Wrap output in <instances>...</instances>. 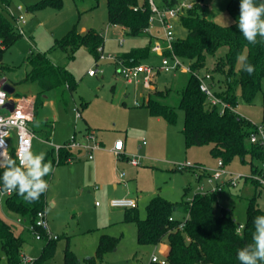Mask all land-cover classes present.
I'll use <instances>...</instances> for the list:
<instances>
[{
    "label": "rangeland",
    "instance_id": "1",
    "mask_svg": "<svg viewBox=\"0 0 264 264\" xmlns=\"http://www.w3.org/2000/svg\"><path fill=\"white\" fill-rule=\"evenodd\" d=\"M42 1L11 0L6 6L0 0V7L14 22L15 17L9 9L17 16L15 9L17 4L27 8L28 19L24 25V33L5 49L0 62V78H6L15 87L13 97L24 98L26 107L32 103L34 112L35 101L30 96L37 94L39 86L36 82L24 80L30 69L29 58L32 51L47 54L55 65L66 67L72 72L77 81L74 91L63 85L44 94V103L38 107L36 121L33 118L34 122L31 123L37 134L33 139L31 151L46 153L54 148L53 155L57 156L55 148L65 146L74 133L83 140L86 133L91 131L98 141L102 140L105 143L106 148H110L118 138L126 141V154L138 157L141 164L132 165L114 152L104 155L99 153L100 151H95V159L92 160L89 159L88 153L83 151L77 160L54 165L53 172L49 174V205L46 210L51 227L60 238L56 241L53 253L41 261L35 260L43 245L34 236L35 240L30 238L24 251L34 258L32 264H63L66 236L70 234L71 249L81 259V264H90L87 259L95 255L101 234H112L122 235L121 240L117 247L106 253L97 264H151L153 255L163 260L165 254L161 249L168 246L167 239H164L159 247L140 245L137 242L136 225L132 222H124L127 210L111 207L110 200L114 197L115 185H119L118 189L129 186L132 191L130 197L137 200L140 216L144 218L146 205L157 194L174 201L182 197L191 199L196 193H203L213 186L208 182L206 175L209 173V168L217 166L218 158L211 154L209 145L187 148L182 131L185 114L178 108V104L180 93L190 73L178 70L175 73L159 71L156 74L155 89L168 92L165 97H158V100L177 107L178 113L175 124L168 123L164 118L158 120L151 115L147 107L150 97L157 98L155 89H146L142 83L128 82L116 72L115 63L109 60L96 61L87 47H80L75 57L70 58L68 53L58 46V41L71 30L85 32L93 29L104 35V54L118 56L132 48L148 45L149 36L130 35L120 27L110 24L107 0H99L98 3L95 0H62L60 8L48 6L36 11L29 9L30 6ZM155 1L161 4L163 0ZM228 1L207 0L210 17L222 25L233 22L226 7ZM150 30L152 35H163L158 21H155L153 26L150 25ZM186 34V28L179 21H175L176 37H184ZM121 39H123L122 43ZM153 42L154 45L158 39H154ZM227 50V46H222L215 54H208L206 67L203 69L211 72L219 64L220 68L215 72V76L217 79L221 77L222 81L216 80L217 91H224L227 88L223 80L224 75H221V70L224 69L228 74L231 69V64L225 56ZM144 61L159 64L161 58L153 54ZM96 65H99L104 72L89 75L88 71ZM240 67L237 62L236 73ZM141 91H144L146 96L149 93L148 102L145 103L146 105L133 106L135 100L141 102L145 100L146 96L140 95ZM235 92L237 96L235 111L255 125L262 124L264 90L259 91L252 102L243 98L239 85L236 86ZM75 109L80 111V118L77 117ZM46 120L52 121L53 125L49 141L44 139L42 133ZM48 161L52 163L51 155ZM186 161L199 165L203 176L199 177L192 168L184 171L175 168L177 163ZM97 162H99L98 169L93 171V165ZM225 167L227 170L244 175L252 173L251 163L248 160L243 162L240 157H235L225 164ZM197 171L199 173V169ZM243 182L244 179H241L237 186L225 187L219 195V205L231 209L238 224L245 222L249 198L254 193L259 194L258 205L264 208V187H255L250 179L246 183ZM201 187L203 190L200 189ZM0 215L16 232L24 228L23 223L18 221L20 216L7 207L5 198L0 199ZM0 264H10L2 250L1 242ZM19 264H27V262L24 259Z\"/></svg>",
    "mask_w": 264,
    "mask_h": 264
},
{
    "label": "trees",
    "instance_id": "2",
    "mask_svg": "<svg viewBox=\"0 0 264 264\" xmlns=\"http://www.w3.org/2000/svg\"><path fill=\"white\" fill-rule=\"evenodd\" d=\"M2 1L7 6L11 0ZM95 1L99 2V0ZM177 1L163 0V3L164 6H172ZM261 2L264 0H256V3ZM239 4L240 0L227 2V10L233 18V22L229 25H222L210 18L205 7L195 6L179 19L181 25L186 28L187 34L184 37H177L173 43L174 51L185 61L190 62L195 71H201L206 67L208 54H215L222 46L228 47L225 56L231 64V69L228 74L224 69L221 70L227 88L215 92L233 107L237 106L235 92L237 85L241 88L243 98L248 102H252L257 93L264 90V41L258 37L256 44H249L239 32L237 27ZM48 6L60 8L62 0H43L37 5L30 6L29 9L36 11ZM107 8L109 23L123 26L130 35L149 36L148 45L120 53L118 58L126 64H138L152 56L153 40L156 37L146 31L152 13L148 0H107ZM21 34L15 22L0 7V62L5 49L15 43ZM104 41V35L100 31L91 29L78 32L74 29L58 41V46L68 53L70 58L75 57L80 47H87L98 61L100 55L98 49L103 46ZM239 55H245L247 62L254 66L255 71L252 75L244 71L242 66L237 73L235 72ZM29 59L30 69L24 80H31L39 86L34 102V121H36L38 107L43 105L46 92L63 85L74 91L77 81L72 72L66 67L55 65L45 53L32 51ZM219 68L217 64L211 70L216 84V80L222 81L221 77L217 79L215 76ZM167 94L168 92L155 89L157 98L150 97L147 107L152 116L164 118L168 123L175 124L177 107L158 100V97H165ZM180 95L178 108L185 114L182 131L187 148L209 145L211 154L222 159L224 164L231 162L235 157H240L243 162L248 160L251 163L253 174L260 172L259 164L264 161V147L250 140L251 134L256 129V125L251 120L235 110L227 108L221 113L218 106H212L206 94L201 91L198 78L193 74H190ZM52 126V123L46 121L42 130L44 139L48 141L52 134ZM53 151L54 148L45 153V162H48L51 155L53 166L68 162L69 158L74 160L78 157L74 150L65 147L59 148L57 156L53 155ZM11 158L16 159L14 154ZM201 170L199 165L192 168L199 177L203 176ZM3 171L4 169H0V176ZM44 179L49 185V175ZM250 180L255 187L260 186L258 181ZM247 181L248 179L244 180ZM221 192L196 193L191 199L182 197L175 201L157 194L146 205L144 218L140 216L136 206L127 208L124 221L136 225L137 242L140 245L156 246L167 239L169 249L165 258L158 262L151 261V264H239L237 252L251 243L254 218L264 215V208L258 205L259 194L254 193L249 198L243 227L238 230L240 224L237 223L231 209L219 205ZM47 194L48 189L38 201L32 203L25 201L16 192L6 198L7 207L22 218L24 225L21 231L16 232L0 215L1 247L10 264H19L23 261L26 245L34 236L28 225L34 222L38 211L47 208ZM182 222L185 225L180 228ZM121 237L122 235L101 234L95 255L87 259L88 263L97 264L106 253L117 247ZM58 239L59 237L42 240L43 246L35 261L49 257ZM63 264H81V259L71 249L69 240L64 250Z\"/></svg>",
    "mask_w": 264,
    "mask_h": 264
},
{
    "label": "built area",
    "instance_id": "3",
    "mask_svg": "<svg viewBox=\"0 0 264 264\" xmlns=\"http://www.w3.org/2000/svg\"><path fill=\"white\" fill-rule=\"evenodd\" d=\"M148 2L152 13L149 18L150 24L146 31L151 34L150 25L152 24L153 26L155 21H158L163 31V35L161 36L155 35L156 39H158V42L152 46V51L161 58L160 63L153 64L141 62L138 64H126L123 62V60L119 59L117 55H105L103 46L99 47L98 49L100 54L98 60H109V62L115 63V65H117L116 72L119 75L123 76L128 82H135L136 84L142 83L143 87L146 89H155V77L159 71L174 73L178 70L187 71L198 78L200 82V89L206 94L207 99L212 106H218L221 113H224L227 108L235 110L231 104L216 94V82L214 81L212 73L210 71L193 70L191 63L181 58L173 48V43L177 38L175 35V21H179L182 15L186 14L189 10H192L195 6L206 7L204 0H178L172 6H159L155 0H148ZM15 9L18 13L17 16H15L13 11L10 9L9 12L15 17L16 27L23 34L24 25L27 23L28 19L26 15L27 10L22 4H17ZM122 41L123 39H121V43ZM99 72L103 73L104 71L99 67V65H96L95 68H92L88 71V74L93 76ZM0 92L4 93V103L0 104V138L3 139V142L6 145L7 154L10 157H12V154H14L17 159L18 151L21 148L27 147L32 150L33 139L37 135L31 127V123L33 122L34 118L32 103L30 104L32 108H30V106L26 107V100L24 98H13V95L9 94L2 88L1 82ZM11 99L15 104L14 109L12 110L5 107L7 102ZM148 99L149 97L146 96L143 102L140 100H135L134 105L141 106L142 104L147 103ZM75 110L77 117L80 118V111L78 109ZM4 133H7V135H4ZM250 140L252 142L259 143L264 147V123L256 125V129L251 134ZM62 147L72 150H86L88 152L89 158L93 159L94 152L101 148V144L96 139L94 133L89 131L86 133L83 140L78 138L77 134L75 133L66 143V145ZM59 148L60 147L55 148L57 152ZM111 150L120 157L124 150V141L122 139L116 140ZM68 161H71V158H69ZM128 161L135 166L141 164L140 159L136 156H130ZM259 166V173L244 175L240 172L227 170L223 160L218 159L217 166L209 168V173L206 175L208 182L213 184V186L203 193L221 192L225 187L237 186L241 179H254L259 182L260 186L264 187V161L261 162ZM196 167L197 166L191 161L177 163L175 166L177 170L181 171H184L187 168L190 169ZM0 187L2 186L0 185ZM200 189L203 190V187ZM12 193L0 194V199H6ZM110 206L115 208H133L137 206V201L134 198L128 196L115 197L110 200ZM18 221L22 223L23 220L20 217L18 218ZM184 225L185 223L182 222L180 224V228H182ZM242 227L243 225L240 224L238 230H241ZM28 228L36 240L42 241L45 238L50 240L57 239L59 237L58 234L54 233L51 229L46 209L37 212L34 222L30 223ZM24 259L26 260L27 264H32L34 261V258L30 257L28 254H24L23 260ZM151 261L158 262L160 259L156 255H153L151 257Z\"/></svg>",
    "mask_w": 264,
    "mask_h": 264
},
{
    "label": "clouds",
    "instance_id": "4",
    "mask_svg": "<svg viewBox=\"0 0 264 264\" xmlns=\"http://www.w3.org/2000/svg\"><path fill=\"white\" fill-rule=\"evenodd\" d=\"M237 27L249 44H256L258 37L264 41V2L240 0ZM237 62L249 75L254 73L255 68L247 62L245 55H239ZM3 96L4 93L0 92V104L4 103ZM45 155L24 147L18 151L17 159H13L7 154L6 145L0 138V169H4L0 176V194L16 192L29 203L38 201L49 187L44 178L53 172L51 161L45 162ZM253 224L251 243L237 252L239 264H264V215L255 217Z\"/></svg>",
    "mask_w": 264,
    "mask_h": 264
},
{
    "label": "crops",
    "instance_id": "5",
    "mask_svg": "<svg viewBox=\"0 0 264 264\" xmlns=\"http://www.w3.org/2000/svg\"><path fill=\"white\" fill-rule=\"evenodd\" d=\"M204 2L206 3V7H205V10L207 11V14H208V16L210 17V14H209V12H208V8H209V3L207 2V0H204ZM159 6H164L165 5V3H163V1H162V3L161 4H158ZM208 5V6H207ZM27 9V8H26ZM211 18V17H210ZM111 24V23H110ZM113 25V24H112ZM115 27H120L125 33H126V29L123 27V26H120V25H114ZM155 54V53H154ZM157 55V54H156ZM143 62H145V61H143ZM145 63H147V62H145ZM7 80V79H6ZM1 81V80H0ZM114 89V88H113ZM140 95H142V96H146L145 94H144V91H141L140 92ZM147 96L149 97V93L147 94ZM34 101H35V96L34 95H32V96H30ZM13 98H15V97H13ZM133 104V106H135L134 105V102L132 103ZM137 107V106H136ZM158 118V120L160 119L159 117H157ZM47 122H50V123H52V121H49V120H46ZM34 122V121H33ZM77 134V133H76ZM82 134H85V133H82ZM77 137H79V135L77 134ZM119 139V138H118ZM118 139H116V140H118ZM100 141V140H99ZM124 141V140H123ZM116 142V141H115ZM114 142V143H115ZM100 144H101V148L100 149H97L96 150V152L98 151H100L99 153H103L104 155L105 154H113V151L111 150L112 148H113V146H114V143L110 146V148H106L105 147V143L101 140L100 142H99ZM127 142L126 141H124V150H123V152H122V154H121V157H124L126 160H128V158L130 157L128 154H126V147H127V144H126ZM83 151H85V152H87L86 150H83V149H77V150H74V152H76L77 154H78V157H79V154H82V152ZM84 152V153H85ZM88 153V152H87ZM88 155V154H87ZM94 155H96V154H94ZM78 157L75 159V160H77L78 159ZM89 157V156H88ZM90 159V158H89ZM95 159V156H94V158L92 159V160H94ZM98 165H99V162H97L95 165H93V171H97V169H98ZM248 182V181H247ZM244 183V182H243ZM246 183V182H245ZM118 186L119 185H115V187H116V190H115V193L113 194V198H115V197H123V196H128V197H130L131 196V190L129 189V186H127V188H122V189H118ZM49 188V187H48ZM96 188H98V186H96ZM132 198V197H131ZM137 201V200H136ZM47 202H48V205H49V197H48V194H47ZM50 205H54L53 203H50ZM137 205H138V202H137ZM113 208H115V207H113ZM138 208V207H137ZM123 209H125V210H128L127 208H123ZM125 222V221H124ZM50 226H51V224H50ZM51 229H52V227H51ZM52 231L54 232V230L52 229ZM55 233V232H54ZM56 234H58V233H56ZM123 234V233H122ZM59 235V234H58ZM69 236V237H68ZM68 236H66L67 237V240H69V243H70V240H71V236H70V234L68 235ZM59 238H60V235H59ZM32 240L34 241L35 239L32 237ZM42 242V241H41ZM67 244V243H66ZM33 245V244H32ZM42 245H43V242H42ZM98 245V244H97ZM159 246H160V244H158ZM158 245H156V247L158 246ZM158 246V247H159ZM70 247H71V245H70ZM97 248V247H96ZM168 249H169V246H164L163 247V249H161V251L163 250V253L166 255L167 254V252H168ZM41 251V250H40ZM95 252H96V250H95ZM27 254V253H26Z\"/></svg>",
    "mask_w": 264,
    "mask_h": 264
},
{
    "label": "water",
    "instance_id": "6",
    "mask_svg": "<svg viewBox=\"0 0 264 264\" xmlns=\"http://www.w3.org/2000/svg\"><path fill=\"white\" fill-rule=\"evenodd\" d=\"M0 82L2 84V88L5 91H7L9 94L13 95L15 93V87L11 83H9L6 80V78L1 79ZM14 106H15V104H14L13 100L11 99L10 101L7 102L5 107L9 108L10 110H12V109H14Z\"/></svg>",
    "mask_w": 264,
    "mask_h": 264
}]
</instances>
